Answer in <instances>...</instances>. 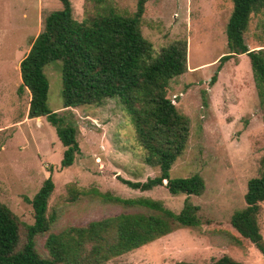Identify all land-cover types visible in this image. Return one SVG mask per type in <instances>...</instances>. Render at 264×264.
<instances>
[{
  "label": "rangeland",
  "instance_id": "374dc122",
  "mask_svg": "<svg viewBox=\"0 0 264 264\" xmlns=\"http://www.w3.org/2000/svg\"><path fill=\"white\" fill-rule=\"evenodd\" d=\"M57 1L0 0V83L22 82L21 60ZM97 1L72 0L75 18L82 21ZM104 1L128 15L135 13L138 4V0ZM232 11V0H150L141 21L142 33L156 54L176 40L188 42V70L171 81V97L190 118L191 131L170 175L200 174L206 184L204 193L173 195L163 186L142 191L125 184L121 178L144 182L160 170L144 162V149L122 103L111 98L101 106L65 109L63 63L53 61L45 67L50 82L48 105L63 118L73 116L81 151L72 166L62 167L65 147L46 117L0 132V200L18 216L22 243L27 227L35 221L29 199L51 175L55 188L48 205L50 231L36 238L37 250L44 256L50 233L125 213H154L117 201L150 197L175 212L189 199L199 207L201 224L180 228L106 264H209L226 254L243 264H264V255L231 224L233 213L246 206L248 181L264 172V101L249 56L226 61L211 84L221 57L229 51L226 29ZM246 42L251 49L264 47L263 14L252 17ZM29 101L27 90L18 91V108H27ZM69 117L67 123L72 122ZM259 222L264 235V202Z\"/></svg>",
  "mask_w": 264,
  "mask_h": 264
},
{
  "label": "trees",
  "instance_id": "16d2710c",
  "mask_svg": "<svg viewBox=\"0 0 264 264\" xmlns=\"http://www.w3.org/2000/svg\"><path fill=\"white\" fill-rule=\"evenodd\" d=\"M150 0H138L133 14H123L98 0L93 11L79 21L72 0H58L44 19V27L20 63L22 84L19 93L30 94L29 117L46 119L56 127L65 147L61 165L74 164L81 147L78 126L54 112L48 105L50 82L45 67L53 61L63 63V104L65 109L94 105L118 98L136 137L144 149V162L158 167L157 176L147 181L121 180L134 189L152 190L163 186L171 194L202 195L206 189L200 174L173 178L170 170L184 153L190 138V118L177 108L171 97V81L188 70V42L176 40L156 54L153 43L141 30V21ZM233 11L227 24V54L211 79L214 84L223 64L242 54L250 58L259 95L264 101V47L251 49L246 32L254 15H264V0H232ZM55 188L50 175L36 195L29 199L35 221L27 227L21 242V222L0 200V264H106L114 257L152 243L183 227L201 224L199 207L186 199L175 212L162 200L150 197L117 198L118 202L140 205L154 213H125L50 233L42 255L36 238L50 231L49 200ZM246 206L235 211L232 226L264 255V235L259 215L264 202V172L248 181ZM176 264H197L185 261ZM207 264V263H205ZM209 264H243L223 255Z\"/></svg>",
  "mask_w": 264,
  "mask_h": 264
},
{
  "label": "crops",
  "instance_id": "0c3cea01",
  "mask_svg": "<svg viewBox=\"0 0 264 264\" xmlns=\"http://www.w3.org/2000/svg\"><path fill=\"white\" fill-rule=\"evenodd\" d=\"M21 84L22 82L18 83L17 80L0 83V132L6 129L15 130L33 119L29 117V104L27 108H18L17 96ZM5 101H8L7 105Z\"/></svg>",
  "mask_w": 264,
  "mask_h": 264
}]
</instances>
